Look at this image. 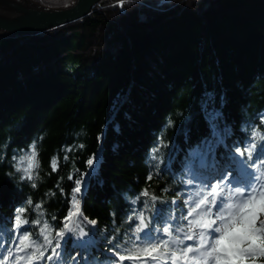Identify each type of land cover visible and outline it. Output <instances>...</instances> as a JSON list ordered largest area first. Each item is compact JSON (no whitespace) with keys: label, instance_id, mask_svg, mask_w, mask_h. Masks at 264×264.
Masks as SVG:
<instances>
[{"label":"trees","instance_id":"obj_1","mask_svg":"<svg viewBox=\"0 0 264 264\" xmlns=\"http://www.w3.org/2000/svg\"><path fill=\"white\" fill-rule=\"evenodd\" d=\"M33 1L62 8L75 0ZM261 116L264 0H125L123 7L101 0L70 24L0 37L4 239L20 207L27 209L24 228L33 236L37 204L42 219L61 228L74 181L82 178L77 196L89 243L80 247L82 241L67 233L61 261L52 264H109V249L130 231L132 209L151 215L152 226L173 212L179 218L188 167L213 178L233 170L232 157L244 159L235 148L249 143L253 130L264 132ZM33 141L40 167L29 180L12 157L24 155ZM53 157L57 171L49 166ZM145 189L158 199L140 196Z\"/></svg>","mask_w":264,"mask_h":264},{"label":"snow or ice","instance_id":"obj_2","mask_svg":"<svg viewBox=\"0 0 264 264\" xmlns=\"http://www.w3.org/2000/svg\"><path fill=\"white\" fill-rule=\"evenodd\" d=\"M125 0H119L123 7ZM264 124V116L260 117ZM218 142H222L218 139ZM162 139L160 144H162ZM264 132L253 130L250 142L245 146H237L235 152L244 158L239 161L232 157L233 163L239 164V173L234 175L231 168H226L215 175L204 174L193 166L187 169L185 186L187 193L184 199V211L179 218L175 213L163 224L152 226L153 217L146 216L145 211L132 209L127 217L131 226L123 243L117 242L109 251L112 257L109 264H258L264 261ZM79 147L83 148V145ZM159 145L153 153L159 152ZM72 151L67 148L66 152ZM209 151L211 148L209 147ZM37 144L29 145L24 155L17 157L14 167L23 171L29 180L34 179L35 170L40 167ZM195 155H198L195 154ZM155 160L156 156L152 155ZM68 160V156H64ZM96 162V154L87 161L91 169ZM52 171L59 168V158L50 161ZM207 165L201 161V168ZM213 172H216L213 166ZM70 180L72 176L68 177ZM148 179H151L149 175ZM73 195L69 201V210L61 220L62 227L56 229L46 219H42L41 205L34 206L37 217L31 221L37 231L35 236L25 225H30L24 217L27 209L17 208L13 220L12 234L4 239L6 229H0V245L11 243L14 247H0V264H52L61 261L62 242L67 233H73L85 247L89 241L82 226L83 217L80 197L83 179L74 181ZM36 187L35 183L32 184ZM63 191V190H61ZM140 196L150 197L151 201L158 198L147 189ZM138 199V198H137ZM133 204L136 201H132ZM176 204V201H172ZM31 205L32 201L29 200ZM154 206V205H153ZM147 203L144 209H149ZM53 220L55 217L52 218ZM133 221L135 223L133 224ZM176 221V223H173ZM95 225L96 221H88ZM24 228L23 231L21 229ZM54 233V235H53ZM191 241L192 243H188ZM111 243V241H110ZM75 259V258H73Z\"/></svg>","mask_w":264,"mask_h":264},{"label":"water","instance_id":"obj_3","mask_svg":"<svg viewBox=\"0 0 264 264\" xmlns=\"http://www.w3.org/2000/svg\"><path fill=\"white\" fill-rule=\"evenodd\" d=\"M101 0H75L62 8L33 0H0V37L33 35L86 17Z\"/></svg>","mask_w":264,"mask_h":264},{"label":"rangeland","instance_id":"obj_4","mask_svg":"<svg viewBox=\"0 0 264 264\" xmlns=\"http://www.w3.org/2000/svg\"><path fill=\"white\" fill-rule=\"evenodd\" d=\"M64 7H66V6H64ZM235 171H236V173H235V174H238V173H239V170H236V169H235Z\"/></svg>","mask_w":264,"mask_h":264},{"label":"bare ground","instance_id":"obj_5","mask_svg":"<svg viewBox=\"0 0 264 264\" xmlns=\"http://www.w3.org/2000/svg\"><path fill=\"white\" fill-rule=\"evenodd\" d=\"M232 172H233V174H234V175H236V174H235V173H236V171H235V170H232Z\"/></svg>","mask_w":264,"mask_h":264}]
</instances>
